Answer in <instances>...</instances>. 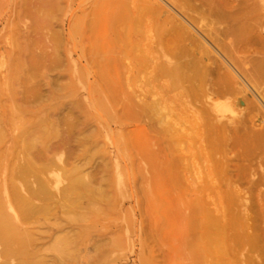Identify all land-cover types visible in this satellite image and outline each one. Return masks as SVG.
Instances as JSON below:
<instances>
[{"label":"rangeland","instance_id":"rangeland-1","mask_svg":"<svg viewBox=\"0 0 264 264\" xmlns=\"http://www.w3.org/2000/svg\"><path fill=\"white\" fill-rule=\"evenodd\" d=\"M241 1L219 0V6L234 11ZM248 1L264 7V0ZM126 4L125 0H0V205L5 207L10 199L18 211L9 182L36 180L21 176L19 166L25 162L21 150L24 138L38 135L36 126L44 118L58 132L45 144L37 143L29 155L43 166L63 152V162L55 160L48 174L51 183H57L55 201L36 200L45 208L39 214L19 219L9 210L6 218L18 230L32 233L31 249L39 251L36 258H45V264H205L210 252L196 234L200 207L187 209L188 200L185 204L163 200L170 194L156 185V131L149 126L150 122L160 127V117L171 120L169 115L177 127L191 126L201 108L186 101L193 91L160 73L167 47L159 22L130 11L132 5L128 3V9ZM206 20L202 17L200 22L205 29ZM259 28L243 41L246 54L260 47L258 36H264V29ZM141 121L148 123L145 136ZM85 123L91 129L107 128L101 139L120 145L121 168L118 174L110 170L103 176L98 158L94 161L98 170L89 167L85 176L87 181L91 178V188L71 191L72 175L63 167L69 169L90 145L80 140L85 138L80 133L88 127ZM197 139L171 147L176 155L185 156L181 164L190 178L200 181L206 161ZM90 169L96 170V177H91ZM181 179L179 194L186 197L189 182ZM31 185L37 186L36 181ZM185 208L192 214L189 231L180 225ZM16 263L17 259L12 261Z\"/></svg>","mask_w":264,"mask_h":264},{"label":"bare ground","instance_id":"bare-ground-1","mask_svg":"<svg viewBox=\"0 0 264 264\" xmlns=\"http://www.w3.org/2000/svg\"><path fill=\"white\" fill-rule=\"evenodd\" d=\"M125 3L128 9V3L132 5L130 11L136 14L142 12L151 21L159 22L163 29L162 41L167 47L159 64L160 73L163 77H174L183 87L193 91L186 101L191 102L193 107L201 108L198 116L191 110L194 114L191 126L177 127L172 115H169L171 120L165 119L166 116L164 119L160 117V127L149 122V126L156 131L154 169L159 178L156 185L163 186L170 194L163 200L169 204H185L188 200L187 209L190 205L200 207L201 221L194 225L198 229L195 233L210 251L204 256L205 264H264V36H258L260 47L252 48L251 54L241 49L243 41L256 27L264 29V7L251 4L248 0L241 1L234 11L219 6V0H125ZM202 17L203 21L204 17L208 20L203 24L208 25L206 29L200 25ZM137 115L142 117L143 113ZM43 120L41 125L36 126L37 136L24 138L21 152L25 162L19 166L21 176L25 179L34 176L37 186L31 185L35 181L9 182L19 210L14 209L15 204L10 199L5 207L0 205V264H12L15 259L16 264H45V258H36L39 251L31 249L32 233L18 230L19 227L6 221L9 210L14 211L16 218L20 215L29 217L45 209L36 200L51 198L52 202L55 201L53 189H57V183L54 186L48 174L53 171L55 160L63 162V152L43 166L29 155L37 143L45 144L58 132L49 118ZM141 122L140 132L145 136L148 134V123ZM103 128L107 133V128ZM181 128L186 133H182ZM104 130L89 126L80 129L85 137L80 139L81 142L84 140L90 145L84 148L83 155L69 169L63 167L66 173L72 175L68 183L71 191L87 185L90 187L91 178L87 181L85 176L89 167L96 166L97 169L94 161L98 158L101 159L99 171L103 176L110 170L120 171V145L102 141L100 135ZM192 132L195 136L190 135ZM196 137L206 161L202 175L198 176L200 181L190 178L187 168L181 164L185 156L176 155L171 147L174 143ZM91 171V177H96V170ZM181 177L189 182L187 198L179 194ZM184 212L180 214L184 216L180 225L188 230L193 228L188 225L192 214Z\"/></svg>","mask_w":264,"mask_h":264}]
</instances>
